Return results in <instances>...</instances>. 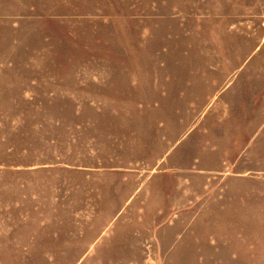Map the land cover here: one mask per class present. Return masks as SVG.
I'll list each match as a JSON object with an SVG mask.
<instances>
[{"label": "rangeland", "instance_id": "rangeland-1", "mask_svg": "<svg viewBox=\"0 0 264 264\" xmlns=\"http://www.w3.org/2000/svg\"><path fill=\"white\" fill-rule=\"evenodd\" d=\"M0 264H264V0H0Z\"/></svg>", "mask_w": 264, "mask_h": 264}]
</instances>
